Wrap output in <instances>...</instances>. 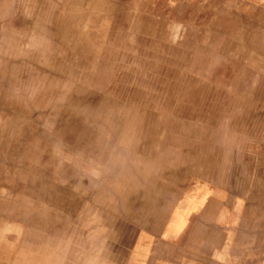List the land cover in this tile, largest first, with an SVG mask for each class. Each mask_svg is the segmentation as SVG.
<instances>
[{
	"label": "rangeland",
	"instance_id": "rangeland-1",
	"mask_svg": "<svg viewBox=\"0 0 264 264\" xmlns=\"http://www.w3.org/2000/svg\"><path fill=\"white\" fill-rule=\"evenodd\" d=\"M0 186L35 264L186 196L179 257L264 264V0H0Z\"/></svg>",
	"mask_w": 264,
	"mask_h": 264
},
{
	"label": "crops",
	"instance_id": "crops-1",
	"mask_svg": "<svg viewBox=\"0 0 264 264\" xmlns=\"http://www.w3.org/2000/svg\"><path fill=\"white\" fill-rule=\"evenodd\" d=\"M0 196L5 195L1 191ZM196 200V196H186L179 200L169 213L167 220L162 226V230L151 232L145 228H109L93 229L92 226L83 238L74 237V242L80 246L79 252L74 256L72 264H229L228 258L222 257L220 249H214L212 256L207 258H193L189 256L179 257L176 253L178 245H187V240L182 236L191 231L187 237L190 242H195L196 237L191 226L193 214L188 209L189 202ZM223 232L226 231L225 226ZM35 232L32 229L19 231L16 226H9L0 229V264H35L33 258L30 260L29 247L34 243L32 237ZM42 240H48L46 234L49 231H41ZM24 234L25 236H18ZM185 236V235H184ZM20 245H26V253H21L17 249V240ZM36 239H39L37 237ZM182 239V240H181ZM62 240V239H61ZM225 240V236H224ZM60 237L58 244L62 245ZM32 243V244H31ZM169 247V254L161 253V246ZM172 248V249H171ZM60 249V248H59ZM33 251V249H32ZM62 252V253H60ZM20 259H16L17 256ZM64 251H58L57 258L52 262L41 259L40 264H66ZM39 264V263H37Z\"/></svg>",
	"mask_w": 264,
	"mask_h": 264
}]
</instances>
